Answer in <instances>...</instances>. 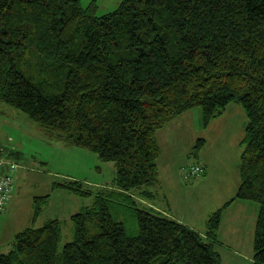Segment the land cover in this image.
<instances>
[{"label": "trees", "instance_id": "trees-1", "mask_svg": "<svg viewBox=\"0 0 264 264\" xmlns=\"http://www.w3.org/2000/svg\"><path fill=\"white\" fill-rule=\"evenodd\" d=\"M99 9L96 0H0V105L115 166L96 194L81 181L54 183L95 194L71 216L70 242L61 246L57 219L30 226L0 264H221L217 232L236 200L260 207L253 264H264V0H121ZM232 103L247 116L241 183L211 214L205 236L142 206L131 193L148 197L159 182L157 132L194 108L207 128ZM205 143L193 146L195 163ZM11 163L19 164L2 159L0 176ZM48 198L33 199V223Z\"/></svg>", "mask_w": 264, "mask_h": 264}, {"label": "crops", "instance_id": "crops-1", "mask_svg": "<svg viewBox=\"0 0 264 264\" xmlns=\"http://www.w3.org/2000/svg\"><path fill=\"white\" fill-rule=\"evenodd\" d=\"M106 2L107 0L103 1V3ZM0 109L3 110L0 112L1 117L8 120V122L11 121L15 126L20 125L16 127L18 131L14 134V136H18L17 140L13 139L14 141L10 146L5 145L3 148L0 144V162H2V159L10 158L13 155L21 159L18 161L19 167L16 171L14 197L7 205L5 211L0 213V253H8L11 250L13 239L18 232L30 226L41 227L48 221L55 219L62 223V246L72 240L64 241V230L67 221L70 222L73 214L82 211L93 203L90 205L86 204V202L79 203L80 196L66 189H54L53 185L57 181L53 175H59L63 179L68 180H82L84 183V178L66 171L68 167L75 165L76 160L72 159L75 158L77 153L85 156L86 153L84 152L86 151H80L49 139L30 119L22 121L16 116L8 118L7 115L11 116V114H14L15 109H10V107L5 105H0ZM235 109H237L236 106ZM226 112L225 110L224 113L226 114ZM223 114L213 120L207 128H204L202 126V111L200 108H194L175 118L167 126L159 130L157 132V140L161 147L160 157L162 158L163 156L162 161H159L160 157L158 159L159 182L149 190L151 194L148 197L141 196L137 192L131 193L139 200L142 206L183 223L203 236H205L207 231V221L211 214L236 195L241 183L240 167L241 154L244 150L242 145L244 137H238V132L236 131L229 132V136L223 139L221 137L220 144L228 143L231 153H236V161L230 164L224 159L220 165L213 158L208 160L209 141L204 138L205 136L199 137L200 128L210 134H217L210 128L214 123L218 122V119ZM16 121H18V124ZM20 123L23 124L21 125ZM22 126H25L26 130L21 129ZM12 133L14 132L11 131L10 134ZM185 133H187V141ZM24 135H29L31 138L39 140V148L34 150L27 147L22 148V143L20 144L21 148L18 149V140H21L20 138ZM199 138H204L206 141L198 156V162L205 166L206 172L202 177L192 182L190 186H187V183H184L179 174V169L182 164L185 165L187 163L185 157L191 158V150ZM213 140L215 141L217 138H213ZM183 147L185 148L182 149ZM26 148L30 150L29 154H23L22 149ZM205 150L207 153L204 152ZM81 154L78 156L82 157ZM24 155L30 157L28 166L26 163L23 165L21 162ZM190 162L191 160H189ZM209 162H214L217 166L213 169ZM54 165L57 168H54ZM95 167L87 172L101 174L103 167L101 166L102 168L98 173ZM1 168L3 167L0 166V172L3 170ZM21 168L26 171H22ZM96 185H99V183H96ZM100 185L103 186L104 184ZM192 188H194L195 192L190 191ZM58 192L64 193L68 201L71 200L75 204L73 206L63 205L60 208L63 212L53 213L51 201L53 200V194ZM46 195L49 198L33 223V199ZM76 204H79L81 208H77ZM67 208L74 209L72 211L68 209L67 212L65 210ZM259 209V205L252 201L236 200L224 210L217 232L218 243L216 245V249L221 256V264H253L254 235ZM48 211H51V213H47ZM68 230L70 232V227H68Z\"/></svg>", "mask_w": 264, "mask_h": 264}, {"label": "rangeland", "instance_id": "rangeland-1", "mask_svg": "<svg viewBox=\"0 0 264 264\" xmlns=\"http://www.w3.org/2000/svg\"><path fill=\"white\" fill-rule=\"evenodd\" d=\"M93 0H81V2L83 3V5L87 6L90 2H92ZM98 6L100 7L99 9V15L107 13V12H111L113 11L116 6L121 2V0H107L106 3H103L104 0H96ZM235 106L237 107V109H235ZM234 107V108H233ZM230 108V109H229ZM11 109V108H10ZM13 109V108H12ZM14 110V109H13ZM3 110L0 109V112H2ZM226 114L224 113L223 116L218 119L217 123H214L211 126V130L215 131L217 134H210L208 133V131L206 130H201V128L199 129V137L205 136L204 138L207 139V141H209V151L208 153L206 152V150L204 151L205 153L208 154V160H212V158L216 161V163L218 165H220V163L225 159V161H228L230 164L235 163V159H236V153L232 152L230 150V146L228 145V143H222L220 144L221 141V137L222 139L226 136H229L228 133L229 132H233L236 131L238 132V137L245 136V127L247 124V116L245 113V110L243 109V107L239 104H235L232 103L228 106V108L226 109ZM14 114H11V116H9V114L7 115L8 118L16 116L18 118H20L22 121H26L25 119H29V117L16 110L15 112H13ZM16 123L18 124V121H16ZM21 125L23 123H20ZM20 126V125H19ZM19 126H15L11 121L8 122V120H6L5 118L0 116V144L3 147L6 146H10L11 143H13V139L17 140L18 136H14V134L18 131L16 127ZM21 129L26 130L25 126H22ZM13 131L14 133L10 134V132ZM186 135V141H187V133H185ZM213 138H217V140H213ZM21 140H18V149L21 148L20 144H22V148H31V149H36L39 148V140L37 139H33L31 138L29 135H24L23 137L20 138ZM214 141V142H213ZM29 144V145H26ZM72 147V146H70ZM22 149L23 150V154H29L30 150L29 149ZM74 149H79L80 151H86L84 153H86L85 156H82L81 153H77V155L75 156V158H73L72 160H76L75 165H73V167H68L67 171L70 174H73L75 176H81V178H84L85 181L83 183V187L85 189H89L91 191H93L95 194L98 191H102L104 190V187H107L105 185L110 184L111 180L114 178L115 176V166L113 163H109V162H101L99 160V157L97 154H95L94 152L82 149V148H77V147H73ZM185 147H183L182 149H184ZM21 150V149H20ZM21 150V151H22ZM213 153V154H212ZM234 153V154H233ZM78 156V155H80ZM12 161H20L21 159H18L17 157H14V155L12 157L9 158ZM81 159V160H80ZM162 158L160 157L159 161H162ZM83 160V161H82ZM185 160L187 161V163L185 165H181L180 167H186L190 164L195 163V158L191 157H185ZM189 160H191V162L189 163ZM23 165H25V163L28 164L30 163V157L29 156H23V160L21 161ZM211 167L217 166L214 162H209ZM19 165V164H18ZM97 166V167H95ZM103 168H102V167ZM6 166H4L5 168ZM90 167V168H89ZM98 172H100V169L102 168V173L101 174H96L95 172H87L89 169H94ZM54 168H57L56 165H54ZM179 169V174L181 176V178L184 180V183H187V186H190V184L192 182H194L196 179H199L200 177H202L203 175H199L196 177H192L190 178V180H186L182 174V169ZM22 171H26L23 170V168H21ZM90 173V174H89ZM53 177H55V180L57 182H67L68 179H63L62 176L59 175H53ZM74 180V179H73ZM75 181V180H74ZM81 181L82 180H78ZM96 183H99V185H96ZM100 184H104L103 186ZM190 191H194V188H192ZM95 194L90 196V197H80V202L79 203H84L86 202V204L90 205L93 203L94 201V197ZM51 198V197H50ZM88 199V200H86ZM136 199V198H135ZM53 204V213H57V212H63L62 209H60L63 205H72L75 204L73 201H68V199L65 197L64 193H56L53 194V200L51 201ZM139 202V201H138ZM140 206V205H139ZM77 208H81V206L79 204H76ZM68 209L70 211H72L74 208H67L65 209L68 212ZM47 213H51V211H48ZM126 219H127V232L129 235L134 236L137 234V229L135 225V222H133V216L126 214ZM66 223V221H64ZM134 223V224H133ZM66 227H65V234H64V241H68L72 239V223L71 221L66 223ZM68 227H70V232L68 230ZM12 249V247H11Z\"/></svg>", "mask_w": 264, "mask_h": 264}, {"label": "built area", "instance_id": "built-area-1", "mask_svg": "<svg viewBox=\"0 0 264 264\" xmlns=\"http://www.w3.org/2000/svg\"><path fill=\"white\" fill-rule=\"evenodd\" d=\"M19 165L11 163L6 176H0V213L5 210L6 205L12 198L14 191V178L11 176L13 172H16ZM182 174L185 179L189 180L192 177H196L204 174L205 168L201 163H193L186 167H183Z\"/></svg>", "mask_w": 264, "mask_h": 264}]
</instances>
